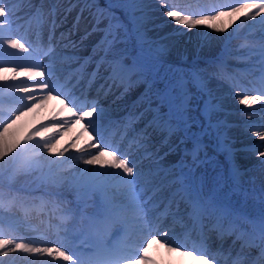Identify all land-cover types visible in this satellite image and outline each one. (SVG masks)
I'll use <instances>...</instances> for the list:
<instances>
[{"label":"snow or ice","instance_id":"1","mask_svg":"<svg viewBox=\"0 0 264 264\" xmlns=\"http://www.w3.org/2000/svg\"><path fill=\"white\" fill-rule=\"evenodd\" d=\"M18 3L33 6L32 0H0V49L12 50L14 57L0 60V264H9L4 258L14 254L46 255L61 264H153L147 248L157 239L184 251L198 264H264V182L256 187L249 170L233 162L236 151L254 152L264 173V143L233 147L231 126L219 118L223 104L209 86L211 78L199 70L173 67L167 60L170 46L163 43L167 37L150 36L159 27L152 0H76L73 5H82L77 21L86 10L92 23L81 42L95 32L101 34L93 54L80 66L84 80L102 79L104 96L113 88L122 89L118 98L142 86L119 122L131 151L108 142L102 123L106 110L98 98L81 92L80 99L74 100L59 90L55 78L59 68L42 63L41 56L48 53L38 51L16 30ZM156 6L170 18L168 22L180 26L174 29L178 34L201 29L196 33L198 46L212 32L228 33L225 39H230L236 29H256L259 47L252 50L256 56L252 71L258 74L254 81L258 94L243 95L239 104L252 108L264 102V0H214L212 7L198 11L184 7L180 0H156ZM49 60L55 61L54 53ZM87 65H92L91 72ZM37 93L43 94V101L62 100L70 116L28 129L21 136L17 122L36 106ZM77 122L84 123L86 144L76 148L73 141L58 149L61 129ZM254 135L264 142V130ZM206 140L229 161L226 174L216 171L218 161L209 155ZM70 148L76 152L65 158ZM176 152L181 154L178 162L166 165L165 159ZM66 160L90 167L78 169L66 182L61 171L52 167ZM37 171L43 195L22 200L17 178ZM66 193L74 199L67 201ZM16 210H23L26 219L58 213L61 225L75 220L80 227L62 228L64 238L55 242L19 235L10 218ZM164 216L173 225L182 220L198 225L200 245L188 247L175 240L171 229L163 226ZM205 221L214 224L215 240L205 231ZM229 237L232 244L224 248ZM214 243L220 247L210 252L206 245Z\"/></svg>","mask_w":264,"mask_h":264},{"label":"bare ground","instance_id":"2","mask_svg":"<svg viewBox=\"0 0 264 264\" xmlns=\"http://www.w3.org/2000/svg\"><path fill=\"white\" fill-rule=\"evenodd\" d=\"M63 3L65 2L62 0ZM184 2V4H187L188 0H180V2ZM58 2V0H57ZM153 2V9L152 11L155 12V16L153 19L156 21L157 24L162 25L159 29H157L155 32H158L157 34L152 31L151 35L153 36H162L164 35H169L165 42L171 43L173 46L171 50L169 51V55L167 56V59L169 61L173 62H186L189 61L190 67H195L198 66L196 69H187L188 71L182 69L179 67L180 70L189 72L193 70H199L201 72H205L211 79L209 80V86L211 88L213 87L215 89L214 94L219 97L220 101L223 104V111H222V116L219 118L225 119L228 121L230 124L229 128V136L233 140V147L237 149L239 146L240 147H247L249 145L246 144H252V143H264L262 141H259V139L254 135V133L257 131L254 128H250L248 130H237L236 131V126L237 123H242L247 120L248 113H253L257 117L260 118H254V120L260 124L264 118L262 115H264V110H261V104H264V102L258 103L254 105L255 107L253 108H247L244 105L239 104V99L245 95V94H250V95H255L258 94L254 90V85H253V74L254 72L252 71L253 63L255 61L252 60L250 57L253 54V49H256L259 47V42H254V43H249L244 37H258L257 30L254 28H241V29H236L233 36L230 39H225V37H228V33H217V32H212V36L208 38L206 42L203 43V46H198V44L201 43L200 38L196 36V33L198 31H201V29H193L190 32H186V34L180 35L177 32L174 31V29L179 28L180 26L175 25L174 22H168L170 18H167L166 16L163 15V13L159 10V7L156 6V0H152ZM186 2V3H185ZM191 2V1H190ZM214 0H201L199 5H191L190 10L192 11H198L201 10L203 7H212ZM225 3H232L234 0H223ZM101 3H103V0H101ZM60 3H58L59 5ZM183 4V3H182ZM193 4V2H191ZM184 5V6H185ZM20 6L22 7L20 10H16L18 16L20 19L17 20L16 22V30L19 34L23 35L28 39L30 33L27 31L26 27L22 24V19H25L23 12L29 11L28 14L33 10L34 6L30 7L27 5L24 7V4H17L16 8ZM45 14L46 10L43 11ZM86 15L89 17V13L87 12ZM259 19V18H257ZM42 22H48L49 19H42ZM73 16L72 14L66 15V14H57V19L56 22L58 25L56 26L58 33L60 36L63 35V33L67 32L71 28H74L75 26L74 23H72ZM254 23V22H249V24ZM85 24V23H84ZM83 25H78V29L80 30ZM81 27V28H80ZM224 27H227V23L225 22ZM207 31V29H205ZM230 32L233 30L230 29ZM85 34L81 32H77L75 34L69 35L67 38H69V41L65 45L67 47H76L77 43L82 41V38L84 37ZM93 36V35H90ZM38 39L37 41L34 42L35 48H37L38 51L41 53H45V49L42 50L43 47H41V44L43 43V40H41L39 35H37ZM219 37V38H216ZM55 37H53L54 39ZM259 38V37H258ZM29 40L31 41V37H29ZM90 38L87 37L86 39H83V42L89 41ZM91 41V46L92 44L94 45L97 41L95 40H90ZM252 44V45H250ZM250 45V46H247ZM79 46L82 47V44L80 43ZM90 46V48H91ZM247 46V47H246ZM52 46L48 47L47 49H51ZM246 48V50H244ZM12 50H0V57L4 56L5 58H2L4 61H9L14 59L10 55ZM86 52V51H85ZM69 53H72L69 50H64L62 53L55 55V63H62L64 61H69ZM45 56V55H42ZM218 58L221 59L220 65L214 64V67L211 68L208 66L210 63H214V60H217ZM256 58V56H255ZM196 61L195 63H192L191 61ZM46 64L51 63L53 68H56L55 65H53L52 61L49 59H44L43 60ZM8 75H12L11 72L7 73ZM252 80L250 81V79ZM21 79H26L23 76ZM219 80L223 81V84L220 85ZM60 80H56V82H59ZM238 85V87H237ZM136 89L134 92L126 94L123 98L120 100H117L115 102L114 107L117 108L118 111L120 112H125L127 109L126 104L128 101H130V104L133 102L135 99V94L138 96L141 89L140 88H134ZM195 91V89H193ZM120 92V88L116 89L113 88L111 92V96L107 97L103 95V92H98L99 95L98 97L104 102V104H108L110 101L113 100L112 97L118 95ZM111 106V105H110ZM220 114V113H219ZM6 115V114H5ZM26 116H31L32 119L27 120V122L18 124L19 121L17 122L18 124V132L19 135L23 136L28 129L34 128V127H39L43 124L50 123L53 120H62L70 114L67 112L64 103L62 100H58L55 97L47 99V101H43L41 97L36 98V106L33 107L32 111L27 112L25 114ZM113 115V114H112ZM117 123V120L113 121L112 124ZM107 129V132L109 131V127H105ZM66 129V128H64ZM68 131H65L64 134L58 138V143H57V148L63 150V148L67 147L68 145L72 144L73 141H76V148H79L81 146H84L86 144V141L88 140V134L84 132V123L82 124L81 122H77L72 124L70 127H67ZM46 135L49 133H45ZM240 142V143H237ZM211 144V143H209ZM242 144V145H241ZM76 148H70L69 152L65 154V158L70 156L73 152H76ZM76 155H79L77 152ZM211 156L216 157L217 155L214 153L209 154ZM178 159V156L176 157ZM225 157H223L224 159ZM258 159V158H257ZM219 162V160H217ZM241 163V162H240ZM44 171L47 172V162H44ZM238 164V163H237ZM53 170H60L61 175H63L67 180H69L74 172H76L78 169L83 168V167H90V166H85L82 164V162H77L74 160H66L65 163L61 165H53ZM99 167V166H95ZM115 171V170H113ZM216 171H222V165L218 164L216 166ZM209 173H212V168H210ZM214 174V173H212ZM37 178L33 181L25 180V179H17L16 180V186L18 188L24 187V188H30L33 187L37 182L39 181V176L40 172H37ZM251 176V175H250ZM37 181V182H34ZM256 181V187H260L261 183L264 182V173L262 177L260 178L259 176L255 178ZM39 184V183H38ZM71 193H66V200H68V197L70 196ZM69 195V196H68ZM25 200H32V199H25ZM38 202V201H37ZM15 213L19 215V219L15 218V222L17 223L18 228L21 229V232L18 233L19 235H30L29 230H33L34 228H43L46 230V232L49 234L50 238L46 241H60L64 238V231L61 230L62 228L66 227L68 229H72L73 227L79 228L80 224L79 222L75 220H70L67 222L66 225H61L60 220L58 218L59 214L55 215H49L45 213H41L39 215L33 214L30 218H25V213L23 210H16ZM55 220V221H53ZM51 222L58 223L60 224L61 228L59 229L55 227V225H52ZM164 227H168L171 229L173 235V238L177 240L178 242L183 241L182 236L184 235L185 230L187 229L188 226L192 225L189 224L187 221L182 220L180 223H177L175 225L172 224L171 221H169V218H166L163 222ZM187 224V227L185 229L184 225ZM60 234H63L61 237ZM190 234L187 235V243H189V238ZM161 241V242H160ZM147 250L148 255L151 257V260L153 261V264H155V258L157 256H161L162 252L165 251L166 253H171V252H177L174 251V246L169 247L166 246L165 243L162 240H155L152 242ZM49 246H52L49 244ZM56 246H59L57 244ZM196 246V245H195ZM208 246L209 251H213L215 243L212 245H206ZM179 253V252H177ZM186 256V254H185ZM5 260L9 262V264H48V262L51 260L53 261V264H61L59 261H55L54 258L47 257L45 256H38V257H29V256H20V255H13L10 257H5ZM189 259V264H198V261L194 260L192 257L188 256ZM219 259V257H218ZM179 264V262L171 261V264Z\"/></svg>","mask_w":264,"mask_h":264},{"label":"rangeland","instance_id":"3","mask_svg":"<svg viewBox=\"0 0 264 264\" xmlns=\"http://www.w3.org/2000/svg\"><path fill=\"white\" fill-rule=\"evenodd\" d=\"M37 1L38 0H32V5L34 6L36 3H37ZM28 4H24V7H26ZM77 32H79V29L77 28V27H74V28H71L70 30H68L67 32H65V33H63V35L61 36V37H64L65 36V38L64 39H67V37L69 36V35H72V34H75V33H77ZM156 34H157V32H155ZM150 36H152L151 35V32H150ZM158 37V36H157ZM156 36H153V38H157ZM160 37H162V36H160ZM63 39V40H64ZM163 43H165V44H167V45H169L170 46V50H171V48L173 47L172 45H171V43H169V42H165V40L163 41ZM79 47H81V46H78V48ZM55 48V47H54ZM0 50H2V49H0ZM173 67H175L176 65L175 64H173V63H170ZM194 69H196V68H198V66H195V67H193ZM209 85H211V84H209ZM211 87V86H210ZM212 89H214L213 87H212ZM11 106H13V107H15V106H17V105H11ZM6 114V113H5ZM27 114V113H26ZM221 115V113L219 114V116ZM29 119H32V117L30 116H26V115H24L22 118H21V120L19 121V123L18 124H21V123H24V122H27V120H29ZM262 130H264V124L260 127ZM252 129V128H251ZM261 130V131H262ZM63 134H64V132H63ZM62 134V135H63ZM61 135V136H62ZM60 136V137H61ZM59 137V138H60ZM259 143H256L255 145H258ZM253 155V156H252ZM248 156H252L251 157V159H253V158H255L254 160L255 161H257L258 163H257V165H256V167L253 169V171L251 170L252 169V167L249 169V174L251 173V176L252 177H256L255 176V174H253L252 172H254V171H256L258 168H259V157L257 156V155H255L254 154V152H249V154H248ZM240 156H236L235 157V160H237V162H236V164L237 163H240L241 162V160H240V158H239ZM258 158V159H257ZM242 164V163H241ZM237 165H239V164H237ZM244 167H246V166H244ZM241 168H243V167H241ZM37 172H39V171H37ZM37 172H35V173H33V174H31V175H28V176H20V177H18L17 179H19V178H21V179H25V180H29V181H33V180H35L36 178H37ZM69 178H71V177H69ZM34 182H37V181H34ZM40 184V182H37V184H35L34 186H33V188L32 187H30V188H32V189H30V188H24V187H21L20 189H21V191H20V193H18V195H19V197L22 199V200H25V199H34V198H37V197H41L42 195H43V192L41 191V190H39V187H37V186H39V184ZM36 187V188H35ZM23 189H26V191L25 192H23ZM27 189H30L29 191H27ZM21 194H23V195H21ZM69 196V195H68ZM74 199V196L72 195V194H70V196L68 197V200L67 201H72ZM15 213V212H14ZM14 213H12L11 214V219L15 222V218H20L19 217V215L17 214V213H15L18 217H16V215L14 214ZM16 223V222H15ZM17 224V223H16ZM18 227V226H17ZM20 229V228H19ZM20 232H21V229H20ZM37 234V233H36ZM41 238V237H40ZM186 257L188 258V256L186 255ZM174 259H178V256H176Z\"/></svg>","mask_w":264,"mask_h":264}]
</instances>
